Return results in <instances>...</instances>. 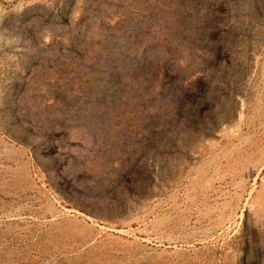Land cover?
<instances>
[{
  "label": "rangeland",
  "instance_id": "374dc122",
  "mask_svg": "<svg viewBox=\"0 0 264 264\" xmlns=\"http://www.w3.org/2000/svg\"><path fill=\"white\" fill-rule=\"evenodd\" d=\"M0 264H264V0H0Z\"/></svg>",
  "mask_w": 264,
  "mask_h": 264
}]
</instances>
